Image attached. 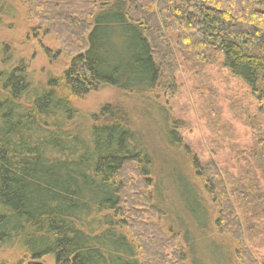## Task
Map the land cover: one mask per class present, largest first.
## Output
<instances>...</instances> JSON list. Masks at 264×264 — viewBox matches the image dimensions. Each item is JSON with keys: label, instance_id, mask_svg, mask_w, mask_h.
<instances>
[{"label": "trees", "instance_id": "trees-1", "mask_svg": "<svg viewBox=\"0 0 264 264\" xmlns=\"http://www.w3.org/2000/svg\"><path fill=\"white\" fill-rule=\"evenodd\" d=\"M17 1L0 0V24L16 16ZM90 2L31 0L30 19L45 25V34L58 38L72 59L62 77L43 88L33 84L24 60L8 54L11 46L0 42V61L6 55L7 66L0 72V246L19 243L28 257H52L55 264H189L179 235L157 222L165 217L155 193L161 170L154 172L156 153L146 146L131 108L109 104L83 114L71 99L115 86L122 76L151 92H175L180 52L203 64L223 59L233 77L261 92L264 113V0H119L98 14ZM107 25L137 42L128 71L98 55V31ZM165 125L167 141L185 152L196 172L199 197L206 202V192L216 205L217 229L247 252L235 203L237 196L246 202L249 193L233 190L215 162L191 156L179 127ZM261 145L254 157L264 167ZM165 155L176 184L186 164Z\"/></svg>", "mask_w": 264, "mask_h": 264}, {"label": "rangeland", "instance_id": "rangeland-1", "mask_svg": "<svg viewBox=\"0 0 264 264\" xmlns=\"http://www.w3.org/2000/svg\"><path fill=\"white\" fill-rule=\"evenodd\" d=\"M117 1L91 0L96 14ZM30 2L17 1L16 16L11 21L9 17L1 20L0 42L11 46L8 54L24 60L33 84L43 88L50 79H60L70 68L72 59L58 38L45 34V25L36 18L30 19ZM61 4L63 8L65 5ZM92 20L88 18L89 22ZM97 41L103 47L98 55L106 58L111 67L128 71L137 58L135 38L119 26L101 27ZM5 57L0 61V72L7 68ZM177 60L179 71L175 75V92L159 87L151 92L122 76L118 78L117 86L100 87L83 97L71 99L72 103L83 114L96 112L109 104L131 108L146 146L156 153L158 167L154 172L161 170L155 193L158 201L162 199L164 202L165 217L160 216L157 222L167 233L179 235V250L189 264H252L249 256L254 264H264V167L254 157L264 143V113L258 100L261 92H254L233 77L223 59L203 64L177 52ZM165 121L172 128L179 127L182 145L190 147L191 156H198L205 163L215 162L228 175L233 190L249 193L246 202L241 203L240 196H237L235 203L244 227L247 252L237 241L217 229L216 205L206 192V202L199 197L201 187L194 176L196 172H192L189 161L183 159L185 152L175 150L167 141ZM168 151L186 164H182L176 184L175 169L165 155ZM148 191L152 192L153 188ZM194 214L205 224H199ZM32 260L19 243L0 246V264H28ZM41 261L55 264L52 257Z\"/></svg>", "mask_w": 264, "mask_h": 264}, {"label": "flooded vegetation", "instance_id": "flooded-vegetation-1", "mask_svg": "<svg viewBox=\"0 0 264 264\" xmlns=\"http://www.w3.org/2000/svg\"><path fill=\"white\" fill-rule=\"evenodd\" d=\"M43 259V258H41ZM41 259H33L32 261H30L28 264H34V263H41V264H44Z\"/></svg>", "mask_w": 264, "mask_h": 264}, {"label": "water", "instance_id": "water-1", "mask_svg": "<svg viewBox=\"0 0 264 264\" xmlns=\"http://www.w3.org/2000/svg\"><path fill=\"white\" fill-rule=\"evenodd\" d=\"M34 264H41V263H34Z\"/></svg>", "mask_w": 264, "mask_h": 264}]
</instances>
